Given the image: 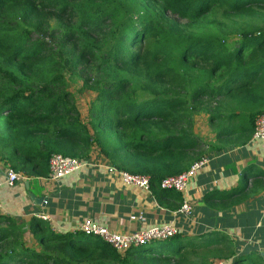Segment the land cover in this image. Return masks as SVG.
I'll return each instance as SVG.
<instances>
[{
  "label": "trees",
  "instance_id": "1",
  "mask_svg": "<svg viewBox=\"0 0 264 264\" xmlns=\"http://www.w3.org/2000/svg\"><path fill=\"white\" fill-rule=\"evenodd\" d=\"M232 20H245L244 30L218 34ZM253 21H264V0H0V162L43 178L53 155L85 161L98 150L118 171L148 177L159 203L179 210L182 195L160 184L210 159L196 116L208 115L221 161L236 149L248 159L255 143L264 115V26ZM67 67L96 94L88 122L68 90ZM143 89L149 98H140ZM259 165L244 164L238 190L209 193L205 206L227 212L255 199L264 191ZM27 227L0 214V264H210L203 254L210 248H220L218 260L264 264L262 254L235 253L221 232L179 233L122 255L99 237L63 234L41 218Z\"/></svg>",
  "mask_w": 264,
  "mask_h": 264
},
{
  "label": "crops",
  "instance_id": "2",
  "mask_svg": "<svg viewBox=\"0 0 264 264\" xmlns=\"http://www.w3.org/2000/svg\"><path fill=\"white\" fill-rule=\"evenodd\" d=\"M195 132L201 136L197 123ZM263 144H252V147L261 149ZM238 151H230L223 161L224 154L215 155L191 182L188 192L182 197L194 208L195 218L192 220L162 206L153 191L148 193L125 185L118 172H109L112 165L99 152L84 161L87 166L81 171L58 182H52L48 177L22 176L13 187L6 183L10 170L0 162V214L14 218L27 231L33 218L43 219L44 216L43 220L48 221L54 231L63 234L80 230L82 224L90 220L123 235L173 224L190 237L221 232L231 241L233 235L242 240L246 234L249 237L252 233H258L264 239V192L256 196V200L260 197L257 203L249 205L248 200L227 212L208 209L204 204V197L209 193L223 197L240 187V177L236 172L241 168L242 158ZM251 151L254 152L246 148L245 155L248 159L257 160ZM39 198L43 201L38 202ZM241 208L245 210L241 211ZM140 216L144 217V222ZM251 225L256 232L250 231ZM247 240L253 244L251 239ZM259 248H263L261 244Z\"/></svg>",
  "mask_w": 264,
  "mask_h": 264
},
{
  "label": "built area",
  "instance_id": "3",
  "mask_svg": "<svg viewBox=\"0 0 264 264\" xmlns=\"http://www.w3.org/2000/svg\"><path fill=\"white\" fill-rule=\"evenodd\" d=\"M254 141H264V115L257 120V128L254 135ZM209 163L210 159L205 157L195 163L189 170H187L183 174L177 177L165 178L160 184L161 189L167 191H175L182 196L185 195L189 190L191 182L199 176V174L208 166ZM86 166L87 165L84 161L71 157H65L60 154L53 155L49 161L48 179L52 182H58L68 176L81 171ZM108 170L111 173L118 172L125 185L130 187H137L141 190H145L148 193L152 192L150 179L148 177L137 176L129 174L127 172L118 171L114 167H109ZM21 177V175L10 170L6 179V183L8 186L13 187L21 179ZM1 190L2 183L0 182V198ZM193 210V206L184 200L181 208L176 211V215L190 218L193 215ZM140 217V220L144 222V217ZM42 218L45 219L46 217L42 216ZM80 231L87 236L99 237L103 242L110 245L119 253L127 251L132 247L142 248L148 246L152 243L151 240L161 241L171 239L181 233L177 226L171 224L123 235L90 220H87L82 224Z\"/></svg>",
  "mask_w": 264,
  "mask_h": 264
},
{
  "label": "rangeland",
  "instance_id": "4",
  "mask_svg": "<svg viewBox=\"0 0 264 264\" xmlns=\"http://www.w3.org/2000/svg\"><path fill=\"white\" fill-rule=\"evenodd\" d=\"M225 21H227V20L225 19ZM232 22H233V24H232ZM242 22H246V21L245 20H242V21H238V20L233 21L232 20L229 23V26L224 31L220 32L221 29L218 30V34L219 33L230 34V38L236 34H240V32L244 30V29L239 27ZM53 26L55 27V26H57V24L53 23ZM224 26L226 27V25H224ZM251 26L253 28H262L264 26V21H253V22H251ZM54 27H52V29ZM54 29H57V28H54ZM205 30L208 33H215L214 30H209L207 28H205ZM49 35H51V32H49L48 35H45V37H47L46 42H49V43L54 42L51 40V37ZM56 40H58V39H56ZM57 44H58V41H57ZM64 78L68 84V90L75 97L76 105H77L79 111L81 112L83 121L88 122L87 118H88L89 113H90L91 103L96 98V94L92 93L91 91H89L87 89H84L83 79L81 78L79 73L74 72L71 67L65 68ZM140 94H141L140 98H143V99L149 98V96H150V94L148 93V90H145V89L140 90ZM195 119H196V123L198 124V127L200 129V134H201V136H203V138L201 136H200V138L204 139V142H207V147L205 150H206V153H208V151H210L208 154H209L210 159H211L216 154L211 149V145H212L211 143H212V140L215 139V134H214L212 127L209 124L208 115L205 113H200L198 116H196ZM257 144H260V143L259 142L254 143V145H257ZM252 146H250L249 149L254 150V152L251 151V153L253 152L257 156L254 159L257 158L258 162H260L262 164L259 166L264 168V146L261 149L254 148ZM94 153H98V150H95ZM228 153L229 152H227L226 154H228ZM248 155L252 156L251 154H248ZM242 161H243V163H242ZM248 161H251V159L250 158L249 159H242L240 167L242 168V166H244V164H246ZM262 192H264V191H262ZM259 199H260V197L257 200H256V198L253 200H249L248 204L251 205V204L257 203L259 201ZM243 210H245V208H241V211H243ZM192 216H191V220L193 218H195L194 215H192ZM191 220H190V222H191ZM251 227H252V225L250 226V228ZM250 231L256 232L253 228H251ZM246 235L244 236V238L242 240L237 239L236 236H234V235L231 237L233 239L232 245L235 246V253L246 255V254L254 252V253L264 255V239L263 238L261 239V236L258 235V233H252L251 236H249V237H246ZM247 239H251V242L253 244H250V241H248ZM151 242H156V241L151 240ZM260 244L262 245L263 248H259ZM209 250L210 251H205V252L203 251V254H205V255H207V257H209L208 259L210 261V264H234V260H218V259H215V256H217L219 254L218 252L222 253L220 248H218V249L217 248H210ZM127 251H124L121 254L125 255L127 253Z\"/></svg>",
  "mask_w": 264,
  "mask_h": 264
},
{
  "label": "water",
  "instance_id": "5",
  "mask_svg": "<svg viewBox=\"0 0 264 264\" xmlns=\"http://www.w3.org/2000/svg\"><path fill=\"white\" fill-rule=\"evenodd\" d=\"M42 201H43V199H42V198H39V199H38V202H42Z\"/></svg>",
  "mask_w": 264,
  "mask_h": 264
}]
</instances>
